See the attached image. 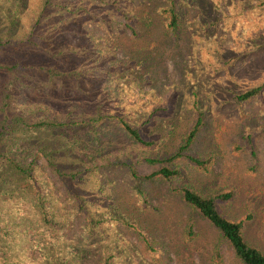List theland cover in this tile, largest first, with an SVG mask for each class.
Returning <instances> with one entry per match:
<instances>
[{"label":"rangeland","instance_id":"obj_1","mask_svg":"<svg viewBox=\"0 0 264 264\" xmlns=\"http://www.w3.org/2000/svg\"><path fill=\"white\" fill-rule=\"evenodd\" d=\"M45 3L0 0V264H242L183 188L264 254V0Z\"/></svg>","mask_w":264,"mask_h":264},{"label":"trees","instance_id":"obj_2","mask_svg":"<svg viewBox=\"0 0 264 264\" xmlns=\"http://www.w3.org/2000/svg\"><path fill=\"white\" fill-rule=\"evenodd\" d=\"M45 1L46 3H48V0ZM88 1L92 2L94 0H88ZM169 1H173V0H169ZM46 3L44 4V6L46 5ZM167 14L169 19L167 24L170 28H174L176 23V15L171 7L168 9ZM124 17L126 20L125 22L126 27L129 28L132 34H134L133 28L130 25L131 23L130 17L127 15ZM40 22L35 23L32 26L31 30L33 31L39 28ZM24 43H31V38L28 37L27 39L23 40L22 44ZM7 44H8L7 41L0 42V46H5ZM260 88L261 86L250 88L244 91L243 93L239 94L238 96H236V98L240 101H244L258 94ZM93 121H94L93 118H88L86 120H77L74 122L77 125H89L91 123H94ZM118 121L121 124L123 130L126 132V134H128L138 144L143 146H149L152 144L151 141L144 140L143 138H141L137 128H133L129 126L122 120H118ZM54 125H56V122L41 121L33 125V127L42 129L44 127H49ZM198 126H199V122L196 121V123L185 134L182 143L172 154H169L168 156L161 158H145L144 161L147 163L164 164L155 171L146 175L145 178L159 175L162 178L166 179L171 176L177 175L178 174L177 170L170 169L168 168L167 165H169L174 159H177L182 156H186L185 151L188 148L189 144L192 142V139L195 133L197 132ZM186 157L193 165L200 168H204V160L190 155H187ZM13 165L20 173H25L24 168H21L16 164ZM181 197L184 202H186L192 208L196 209L203 218H205L211 225H213L220 231L222 237L229 243V245L233 250L234 255L242 262V264H264V254L244 241L241 233V229H242L241 223L229 221L218 214L215 208L214 196L203 197L190 189L183 188V190L181 191ZM218 197L222 198L224 197V195H218ZM64 262L65 260L62 258V263Z\"/></svg>","mask_w":264,"mask_h":264}]
</instances>
